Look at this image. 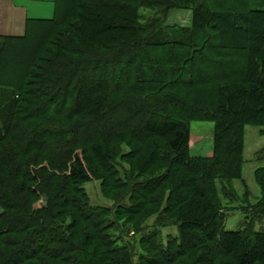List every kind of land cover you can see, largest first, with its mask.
<instances>
[{
    "label": "trees",
    "instance_id": "1",
    "mask_svg": "<svg viewBox=\"0 0 264 264\" xmlns=\"http://www.w3.org/2000/svg\"><path fill=\"white\" fill-rule=\"evenodd\" d=\"M106 1L55 0L54 18L36 21L20 45L0 41V264H135L129 247L112 238L115 225L106 222L110 210L80 196V184L96 176L82 160L86 152L99 156L104 175L117 171L113 155L95 144L105 137H119L127 146L131 140L162 138L167 155L158 154L159 159L171 153L169 160L195 178L184 184L187 196L172 192L165 208L167 219L177 218L179 235L165 241L157 229L146 234L142 242L151 253H141L137 264H264V231L253 227V218L264 216L263 170L256 174L263 201L252 222L238 231L224 228L215 187L217 181L224 186L242 178L245 127H264V8L213 10L204 0H118L161 6L164 19L145 24L107 15ZM177 9L192 11L190 27L166 24L165 17ZM226 62L233 66L220 70ZM206 86H213L207 100L201 92L196 103L189 101L193 90ZM70 100L69 118L77 119L73 130L24 129L14 136L17 123L44 121L59 114L60 101L65 107ZM193 121L216 123L210 158L190 157ZM142 170L137 182L125 184L132 205L119 208L123 216L134 217L135 202L144 203L161 185ZM33 184L57 189L63 215L28 213L21 197L32 195ZM192 204L194 210L185 213ZM63 216L72 220L66 227ZM79 223H90L94 236L78 241L81 235L72 231ZM101 247L103 258L97 256Z\"/></svg>",
    "mask_w": 264,
    "mask_h": 264
},
{
    "label": "rangeland",
    "instance_id": "2",
    "mask_svg": "<svg viewBox=\"0 0 264 264\" xmlns=\"http://www.w3.org/2000/svg\"><path fill=\"white\" fill-rule=\"evenodd\" d=\"M106 2L108 3L102 5V7L105 8L104 10L107 12V15L110 16L118 14L125 18L139 19L141 23L145 24L164 19L162 16L163 8L159 5H153L154 3L149 2L147 7H139L134 4H123L122 1L120 2L118 0H107ZM204 3L206 7L212 8L213 10L222 7L221 9L244 11L249 9V5L264 8V0H204ZM165 18L167 20L166 24L169 26L190 27L192 11L188 9L172 10L169 16ZM51 19H53V17ZM53 39L58 41V38L55 36ZM48 47L49 45L45 46L46 49ZM227 55L229 54L226 53L223 55L222 60H229L227 59ZM236 62L239 64V61ZM232 63L234 64V60ZM227 64L228 68L233 66H229L230 64L226 62L220 70H226ZM235 67L234 64V68ZM214 69L216 72L218 71L217 67H214ZM212 89L213 86L198 87L192 91L189 101L194 103L196 96L200 95L199 93L201 92L203 93L201 97H205L207 100V97H210L212 94ZM61 102L62 101L59 102L57 107L58 111H56L59 114H49L44 121H30L26 124L17 123L13 130L14 136L18 139L20 130L24 129L27 132H33L35 129H48L49 127L54 130H61L62 128L66 131L73 130L77 119L71 120L69 117L70 108L74 100H70L65 107ZM215 129L216 123L214 122L193 121L190 123V157L210 158L213 156ZM60 142L61 139L59 138L57 140H52L50 144L54 145ZM96 143L102 147L104 153L107 154L108 157L109 155H113L111 161H115L114 164H116L115 168L117 171L114 170L115 173L113 175H110V173L107 176L104 175L100 169L103 163L100 161L99 156L93 154V152H86L87 154H85V156L82 155L86 158H81L82 160L87 159V161L90 162L96 176L89 175L88 180L80 184V196H86L89 204L93 207H101L110 210L111 217L106 222L114 223L115 225L116 229L111 233L113 235L112 238L114 240L120 239L119 246L129 247L135 257L134 263L137 264L141 253L150 252L146 244L142 242V238L146 234L157 229L158 232L162 233L165 241H167V237L170 235L174 237L179 235V223L177 218L173 217L171 220L167 219L169 218L167 216L169 214L166 213L165 208L168 206V199L170 195H172V192L173 194L182 192L184 193L182 196L186 197L189 190L187 186L190 185L192 181L194 182L195 178L191 177L185 168L169 160L171 158V153H169L170 156L166 157L164 161L159 159L158 154L167 155L166 140L162 138L151 139L143 144L131 140L128 146L126 144L122 145L119 137H105L102 138V140L96 141L95 144ZM79 153L81 154L82 152L80 151ZM45 155L43 151L41 156L44 157ZM242 156V178L240 180L225 183L224 186L217 181L215 186L220 195L218 201L221 205L220 211L223 217V225L227 231H238L247 223H251L254 217L253 214L259 209V204L263 201V190L257 180L256 174L258 170L262 169L263 171L259 172V175L261 174L264 177V127H245V143ZM141 170L146 173L145 178H154V180H158L157 182L161 183V185L158 187L157 192L149 196L144 203L135 202L136 206L134 208H136L138 212L134 217L129 218L126 215L123 216L119 214L118 211L119 208H123V206L128 208L132 205L128 197L131 187L125 184L130 181L131 183L137 182L134 179H136ZM59 175L64 176L65 172H60ZM129 177L131 179H129ZM183 185L186 189L181 191ZM32 186V195L21 197V201L30 215L59 217L61 212H64V210L58 207L59 203L56 199L57 189H45L42 186L37 187L36 184ZM73 196L74 195H72V197ZM76 199H79V197H76ZM194 207V204L190 206L186 205L184 207L185 213L193 211ZM1 212L2 209L0 208V214ZM71 212V209H69L67 213L72 215ZM64 217L65 216H63V218ZM253 221L255 231H264V216H255ZM71 222L72 220L70 218L65 217L63 224L66 227ZM92 222L91 225L93 224ZM89 227L90 223L89 225L84 223L77 224L72 232L78 231L79 235H81L78 241L83 242L87 235L94 236L91 229L89 230ZM96 245L97 244L94 243L89 247L90 255L94 253L93 250ZM104 253V247L97 250V256L99 258H103Z\"/></svg>",
    "mask_w": 264,
    "mask_h": 264
},
{
    "label": "crops",
    "instance_id": "3",
    "mask_svg": "<svg viewBox=\"0 0 264 264\" xmlns=\"http://www.w3.org/2000/svg\"><path fill=\"white\" fill-rule=\"evenodd\" d=\"M54 15L55 0H0V41L20 45L36 21L50 20Z\"/></svg>",
    "mask_w": 264,
    "mask_h": 264
}]
</instances>
